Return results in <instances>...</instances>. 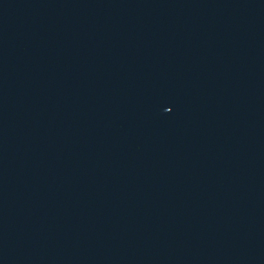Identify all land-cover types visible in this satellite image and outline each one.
Wrapping results in <instances>:
<instances>
[{"label": "water", "instance_id": "95a60500", "mask_svg": "<svg viewBox=\"0 0 264 264\" xmlns=\"http://www.w3.org/2000/svg\"><path fill=\"white\" fill-rule=\"evenodd\" d=\"M0 264H264V0H0Z\"/></svg>", "mask_w": 264, "mask_h": 264}]
</instances>
